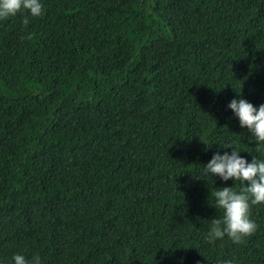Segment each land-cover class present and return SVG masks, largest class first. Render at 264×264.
<instances>
[{
    "label": "trees",
    "instance_id": "trees-1",
    "mask_svg": "<svg viewBox=\"0 0 264 264\" xmlns=\"http://www.w3.org/2000/svg\"><path fill=\"white\" fill-rule=\"evenodd\" d=\"M42 3L0 19V261L264 264V203L209 243L234 181L195 176L229 143L264 158L226 106L264 103V0Z\"/></svg>",
    "mask_w": 264,
    "mask_h": 264
},
{
    "label": "clouds",
    "instance_id": "clouds-1",
    "mask_svg": "<svg viewBox=\"0 0 264 264\" xmlns=\"http://www.w3.org/2000/svg\"><path fill=\"white\" fill-rule=\"evenodd\" d=\"M21 13V22L29 23L30 17L43 14L42 0H0V19ZM27 12V15L24 13ZM233 115L238 119L239 126L247 128L249 140L256 145L264 144V103L254 106L240 96L232 98L227 103ZM207 144V143H206ZM231 151L213 153L211 158L201 165L198 178L218 175L221 180L234 181L232 186L211 188L210 204L218 209L221 215L210 220L204 239L209 243L216 239L227 237L234 244L239 243L245 236L251 234L256 223L249 216L250 205L264 203V158L253 155L250 160L241 156L240 150L232 143L222 147H230ZM239 181L240 187H235ZM182 264L183 258H179ZM0 264H3L0 261ZM10 264H42L41 257L32 255L26 257L23 253L14 252ZM217 264H234L232 259H222Z\"/></svg>",
    "mask_w": 264,
    "mask_h": 264
}]
</instances>
